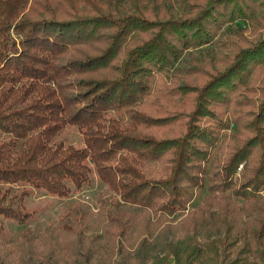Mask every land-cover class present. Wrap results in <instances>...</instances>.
I'll use <instances>...</instances> for the list:
<instances>
[{
    "label": "trees",
    "instance_id": "16d2710c",
    "mask_svg": "<svg viewBox=\"0 0 264 264\" xmlns=\"http://www.w3.org/2000/svg\"><path fill=\"white\" fill-rule=\"evenodd\" d=\"M252 19L264 0H0V264H264V84L240 110L264 35L211 47ZM92 168L120 200L4 246L29 187L67 196Z\"/></svg>",
    "mask_w": 264,
    "mask_h": 264
},
{
    "label": "rangeland",
    "instance_id": "374dc122",
    "mask_svg": "<svg viewBox=\"0 0 264 264\" xmlns=\"http://www.w3.org/2000/svg\"><path fill=\"white\" fill-rule=\"evenodd\" d=\"M262 35H264V21L261 23L258 19H252V21L237 20L223 27L219 35L223 43L220 46L216 44L211 45V47L214 48L216 54L228 53L232 50V45L235 46L237 44L247 43L249 40H256L259 36L260 38L263 37ZM196 55V50L190 49V51L185 53L178 61V65L187 64L190 62L189 59ZM189 64L191 63L187 65ZM250 66L251 69L247 76V82L250 84L251 89L247 91L248 98L246 97L245 99L247 102H252V104L245 103L240 107V110L255 108V104L262 98V92L259 90V86L264 84V62L262 65L253 64ZM238 87L240 88L241 85H238ZM114 115H116V113H114ZM233 128L234 126L230 125V128L225 129V132H232ZM55 139L62 140L65 144L71 143L74 145H81L83 143L82 135L74 125L65 126L58 132ZM90 178L91 180L88 184L83 185L80 189L71 192L67 196L51 195L43 189L29 187L30 191L24 197V202L26 206L25 210L32 213L31 217L20 224L12 219L3 218L5 228L2 242L4 246L13 248L14 243L19 241L24 234L39 238L47 227L52 228L56 226L60 216L66 213L65 211L72 205L78 203L84 204L89 210L88 213L96 217L99 213L100 201L104 203V200H120L119 195L111 190L106 182L99 178L94 168H92ZM2 187H6V184H2ZM16 187L21 188L22 184L18 186L14 185V188ZM263 192L264 190H261V193ZM207 194L206 188H199L196 190L194 198L188 203L187 208L193 209L201 201L203 196ZM56 241L57 240L51 242L54 243ZM32 243L35 244V246L42 245L41 240L38 239L33 240ZM25 245L26 244H24V246ZM27 245H29V243ZM168 264H172V262H168Z\"/></svg>",
    "mask_w": 264,
    "mask_h": 264
},
{
    "label": "built area",
    "instance_id": "2783aa9c",
    "mask_svg": "<svg viewBox=\"0 0 264 264\" xmlns=\"http://www.w3.org/2000/svg\"><path fill=\"white\" fill-rule=\"evenodd\" d=\"M172 262V264L174 263L173 261H171Z\"/></svg>",
    "mask_w": 264,
    "mask_h": 264
}]
</instances>
